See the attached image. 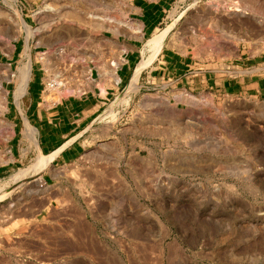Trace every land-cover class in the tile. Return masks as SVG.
<instances>
[{
  "label": "rangeland",
  "instance_id": "obj_1",
  "mask_svg": "<svg viewBox=\"0 0 264 264\" xmlns=\"http://www.w3.org/2000/svg\"><path fill=\"white\" fill-rule=\"evenodd\" d=\"M120 1L0 0V209L42 210L32 173L46 155H34L21 68L31 62L37 93L39 53H73L92 68L91 85H101L96 70L116 83V66L98 55ZM162 31L153 56L147 43ZM154 32L82 134L81 157L43 186L54 196L43 215L26 227L0 217V264H264V91L251 86L264 78V0H176ZM165 51L183 69L151 78Z\"/></svg>",
  "mask_w": 264,
  "mask_h": 264
},
{
  "label": "crops",
  "instance_id": "obj_2",
  "mask_svg": "<svg viewBox=\"0 0 264 264\" xmlns=\"http://www.w3.org/2000/svg\"><path fill=\"white\" fill-rule=\"evenodd\" d=\"M27 0H21L26 2ZM176 0H121L119 7L115 8L114 12L118 16L113 19L108 18L109 22L113 23V30L103 33V37L107 41L105 51L98 55V58L111 65L113 62H118L116 65V75L118 79L116 83L111 80V85L108 82H102L98 76V82L101 85L92 84L88 89V93L84 96H68L64 95L60 100L48 105L40 98L41 78L39 79L37 93L33 92V77H30V82L26 91L28 104L25 108V119L35 129V137L37 140L38 153L42 155L53 154L50 162L40 170V172L32 177L35 185H39L42 189L40 192L35 191L37 206H40L37 212L32 211V204H27L24 201V206L20 210V203H8L6 207L0 209V217L16 218L23 221L24 227L32 221L33 215H43V205L49 203L52 199L47 191L43 189L52 182L54 177L58 176L60 168H63L77 161L84 152L83 143L80 140L85 129L97 118L101 109L106 104L108 96L114 94L115 86L123 82L130 74L135 63L139 59L140 48L143 41L148 36H153L155 30L163 23L166 11ZM18 49H15V54L18 55ZM96 56V55H94ZM177 66V67H176ZM180 70L184 67V59L177 56L173 51L162 52L155 65L150 69V77L164 79L170 70ZM39 72V71H38ZM33 76V74H32ZM179 78L182 79L181 74ZM170 79V78H168ZM97 83V82H96ZM256 90L264 91V78L259 79L251 84ZM6 118L10 120L14 126L21 120V116L13 114L10 110ZM19 118V119H18ZM27 131V127L25 128ZM16 141L15 136L11 138ZM13 153L12 147L10 149ZM55 152V154H54ZM57 152V153H56ZM55 156V157H54ZM7 165H0V174L4 172ZM64 197V193L59 194V197Z\"/></svg>",
  "mask_w": 264,
  "mask_h": 264
},
{
  "label": "built area",
  "instance_id": "obj_3",
  "mask_svg": "<svg viewBox=\"0 0 264 264\" xmlns=\"http://www.w3.org/2000/svg\"><path fill=\"white\" fill-rule=\"evenodd\" d=\"M41 78L40 98L43 102L53 105L58 96L66 92L68 96H84L88 93L92 77V68H87L86 58L73 53L42 51L38 55ZM116 66L115 62L111 66ZM97 77L99 76L96 70Z\"/></svg>",
  "mask_w": 264,
  "mask_h": 264
},
{
  "label": "bare ground",
  "instance_id": "obj_4",
  "mask_svg": "<svg viewBox=\"0 0 264 264\" xmlns=\"http://www.w3.org/2000/svg\"><path fill=\"white\" fill-rule=\"evenodd\" d=\"M239 10V9H238ZM241 12V11H240ZM243 13V12H242ZM248 15V14H247ZM13 16H16L15 14H11L10 16V20L12 22L13 20ZM235 17V16H234ZM245 18V17H244ZM233 19V18H232ZM236 19V18H235ZM241 19V18H240ZM249 19V18H248ZM224 21V20H223ZM243 21V20H242ZM24 23V22H23ZM237 24V22H236ZM247 25V24H246ZM245 25V26H246ZM239 26V24H238ZM234 27V26H233ZM239 29V28H238ZM170 31V30H169ZM168 37V32L167 31H162L160 33H157L155 34L154 37H152L151 39H149L148 43H147V47L149 49V51L153 54V56L155 54H157V52L161 49L162 45L165 43L166 39ZM145 67V62H141L135 72V74L133 75L132 77V80L130 81L129 85L127 86V89L130 91V90H135L138 86V79H139V76H140V73L141 71L144 69ZM19 79H20V87L18 90H21L22 88H24L29 79H30V76H31V62L29 61L28 64H26L23 68H21L20 72H19ZM128 91V92H129ZM127 92V91H126ZM132 92V91H131ZM27 130H28V135L32 137L34 131L33 129L30 127L29 124H27ZM34 136V135H33ZM57 153V152H56ZM55 154V152H54ZM41 157V156H40ZM53 157V154H50V155H46V156H42V159H40L41 161L39 162V165H40V168H37L36 166V169L33 170V173L32 174H36L38 173L42 168H44L49 162L50 160L52 159ZM55 157V156H54ZM23 173L22 172L20 174V178H23ZM27 173V172H26ZM23 175V176H22ZM26 178V176L24 177Z\"/></svg>",
  "mask_w": 264,
  "mask_h": 264
}]
</instances>
